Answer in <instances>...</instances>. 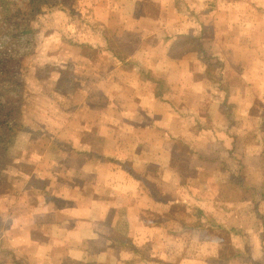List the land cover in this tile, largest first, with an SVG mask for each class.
Here are the masks:
<instances>
[{
  "label": "crops",
  "instance_id": "0c3cea01",
  "mask_svg": "<svg viewBox=\"0 0 264 264\" xmlns=\"http://www.w3.org/2000/svg\"><path fill=\"white\" fill-rule=\"evenodd\" d=\"M100 6L23 115L0 264H264V0Z\"/></svg>",
  "mask_w": 264,
  "mask_h": 264
},
{
  "label": "rangeland",
  "instance_id": "374dc122",
  "mask_svg": "<svg viewBox=\"0 0 264 264\" xmlns=\"http://www.w3.org/2000/svg\"><path fill=\"white\" fill-rule=\"evenodd\" d=\"M85 1L0 0V72L1 69L13 71L14 77L24 85V120L35 122V115L48 112L49 93L60 82L61 76L66 78L58 55L67 49L76 50L68 47V42H81L78 36L85 35L95 26L91 17L108 16V8L104 6H100L101 13L98 9V14H95L96 6L111 0H90L93 2L88 5L93 3V6L88 12L83 8ZM43 2L48 4L43 5ZM27 29L30 31L28 34L25 32ZM26 121L23 124L27 125ZM20 134L3 144L6 154L2 166L8 169L1 170V210L4 205L2 194L18 193L16 184L30 173L28 167L20 164V161L27 160L23 149L28 143V130L22 136Z\"/></svg>",
  "mask_w": 264,
  "mask_h": 264
},
{
  "label": "trees",
  "instance_id": "16d2710c",
  "mask_svg": "<svg viewBox=\"0 0 264 264\" xmlns=\"http://www.w3.org/2000/svg\"><path fill=\"white\" fill-rule=\"evenodd\" d=\"M40 2V0H38ZM93 1L86 0L84 2V10L86 12L93 6L88 5ZM149 2V1H148ZM34 3L39 4L37 1ZM47 2H43V5H47ZM42 6V4H41ZM41 7H39L40 9ZM61 9L66 11L65 8ZM25 32L30 33L29 29ZM5 68L6 65L4 66ZM7 70V69H5ZM3 73H8L9 75L4 76ZM13 71L8 70L7 72L1 69L0 72V180L2 176L1 170L8 169L6 166H2V161L6 154V149L3 144L10 139H16L18 134L25 130L23 124V103H24V85L14 77ZM1 182V181H0ZM215 227V225H213ZM214 232V231H213Z\"/></svg>",
  "mask_w": 264,
  "mask_h": 264
}]
</instances>
